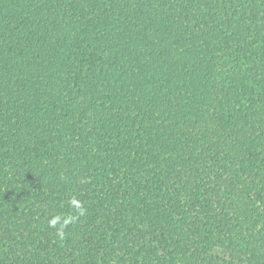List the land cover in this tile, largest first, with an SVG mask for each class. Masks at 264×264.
Instances as JSON below:
<instances>
[{
	"label": "trees",
	"instance_id": "trees-1",
	"mask_svg": "<svg viewBox=\"0 0 264 264\" xmlns=\"http://www.w3.org/2000/svg\"><path fill=\"white\" fill-rule=\"evenodd\" d=\"M0 264H264V0H0Z\"/></svg>",
	"mask_w": 264,
	"mask_h": 264
},
{
	"label": "clouds",
	"instance_id": "clouds-1",
	"mask_svg": "<svg viewBox=\"0 0 264 264\" xmlns=\"http://www.w3.org/2000/svg\"><path fill=\"white\" fill-rule=\"evenodd\" d=\"M73 203L75 204V206H76L77 209H78V215H83V209H82V207L79 205V203H78V202H75V201H73ZM73 219H75V217H70V218H68V219H66V220L64 221V224H63V225L61 226V228L59 229V233H60L61 235H63V227H65L68 223H71V222L73 221ZM59 220H60L59 217H54L52 220L49 221V225H50L51 227H55L56 224L59 222Z\"/></svg>",
	"mask_w": 264,
	"mask_h": 264
}]
</instances>
